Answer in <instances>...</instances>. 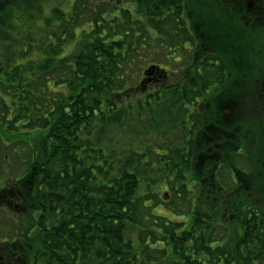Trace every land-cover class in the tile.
<instances>
[{
  "label": "trees",
  "instance_id": "obj_1",
  "mask_svg": "<svg viewBox=\"0 0 264 264\" xmlns=\"http://www.w3.org/2000/svg\"><path fill=\"white\" fill-rule=\"evenodd\" d=\"M263 22L264 0H0V264H264ZM163 191L189 194L175 219Z\"/></svg>",
  "mask_w": 264,
  "mask_h": 264
},
{
  "label": "rangeland",
  "instance_id": "obj_2",
  "mask_svg": "<svg viewBox=\"0 0 264 264\" xmlns=\"http://www.w3.org/2000/svg\"><path fill=\"white\" fill-rule=\"evenodd\" d=\"M263 24H264V22L261 23V25H263ZM219 31L225 32L226 30L217 29V32H219ZM208 35H210V31L209 30H207V32L205 33V37H209ZM261 40L263 41V38ZM263 42H261V43H263ZM259 47H260L259 44H256V46L254 47L255 49L250 48L249 49L250 51L248 52V54H250L251 52H254L253 55L255 56L257 54L256 50L259 49ZM261 49H262V51H261V54H262L263 51H264V46ZM183 56L185 57L186 54H183ZM263 56H264V53H263ZM255 68L258 69L257 70L258 74L264 73V65H262L260 63L259 59H257V61L255 63ZM262 122H264V119H263ZM262 122H260L258 124H261ZM20 154H22V152H20ZM16 155L19 156V154H14V156H16ZM14 158H16V159H14L15 161L11 165V169L12 168L13 169L12 170L8 169V172H7L8 175H9V173L12 172V174L14 176L15 174L17 175L18 173L23 171L22 167H20V165H21L20 161H19L20 159L17 158V157H14ZM13 170H14V172H13ZM220 174L223 176L225 181H230V179L228 178V175H227V173L225 171L220 172ZM166 192H167V190H166ZM164 196H165V198H164ZM159 197H160L159 201H161V202H160V204L155 206L154 212H156L157 214H160V215L163 214L164 216H167L169 219H175L176 217L173 214V212H170V211L166 210V208H167L166 205L167 206H168V204L171 205V203L174 204V205H177V206L173 207L174 210H176V211L177 210L181 211V210H183L185 208V206H188V200H186V199L189 198V194H184V195L179 194L178 197H177V195L171 196V192H170V195H168V197H167L166 195H164V191H163L159 195ZM173 198L176 199L175 201L178 202V204H176L174 202ZM263 198L264 197L262 195V197H261L262 201H263ZM22 206L23 205L20 204L16 209H19V208L22 209ZM262 208H264V207H262ZM14 212H15L14 210L7 209L6 207H3V206L0 207V238H2L5 234H6V236H8L10 234V231L12 229L10 216H11V214H14ZM177 215H179V214L177 213Z\"/></svg>",
  "mask_w": 264,
  "mask_h": 264
}]
</instances>
